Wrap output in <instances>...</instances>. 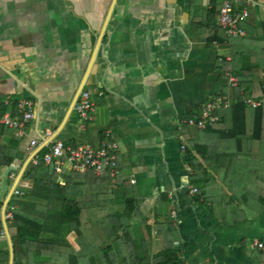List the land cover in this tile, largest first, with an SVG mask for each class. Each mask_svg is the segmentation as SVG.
Returning <instances> with one entry per match:
<instances>
[{"label":"crops","instance_id":"1","mask_svg":"<svg viewBox=\"0 0 264 264\" xmlns=\"http://www.w3.org/2000/svg\"><path fill=\"white\" fill-rule=\"evenodd\" d=\"M246 2L245 36L227 37L219 0H0V115L35 104L24 136L0 127V147L16 155L14 167L0 168V201L25 161H40L53 144L112 140L123 184L108 176L105 205L123 212L134 198L133 235L151 256L166 242L183 264H264V252L252 249L264 244V125L254 139L251 110L242 137L241 110L218 116L210 131L180 125L217 94L238 102L239 81L264 96V0L238 8ZM83 84L95 104L85 126L75 113ZM186 151L205 169L196 177ZM32 186L22 178L16 189L22 196ZM74 198L86 201L83 192Z\"/></svg>","mask_w":264,"mask_h":264},{"label":"trees","instance_id":"2","mask_svg":"<svg viewBox=\"0 0 264 264\" xmlns=\"http://www.w3.org/2000/svg\"><path fill=\"white\" fill-rule=\"evenodd\" d=\"M240 85L236 91L237 104L230 109L218 110L215 114L221 116L227 111L237 113V110H241L242 137L247 134L245 112L251 110L254 116L252 136L262 139L264 105L252 108L245 100H260L264 96L257 95L250 88L253 87L251 85L240 84L239 81ZM191 129L201 131L194 127ZM212 129L209 127L202 131ZM194 149L199 150L198 147ZM46 153H41L37 166L31 163L23 177V181H31L33 186L19 189L23 195L20 199H12L14 205L19 206L14 212V220L8 221L14 242V264H95V259L100 264H183L173 244L162 241V250L151 256L145 244L134 238L131 224L135 211L134 198L125 200L123 212H116L105 205L110 200L108 191L112 188V180L108 175L97 178L91 173L84 177L68 173L63 175L65 182L60 185L59 175L42 162ZM15 157L13 149L1 146L0 168L14 167ZM184 161L195 177L199 170H205L189 151L185 152ZM116 183L123 184L119 178ZM12 185L13 180L9 181L8 190ZM80 192L84 193L86 201L74 198ZM3 203L4 200L0 201L1 207ZM12 206L10 202L9 207ZM3 231L0 220V235ZM45 233L50 236H43ZM70 234L74 235L72 240L68 238ZM8 263L9 249L0 248V264Z\"/></svg>","mask_w":264,"mask_h":264},{"label":"built area","instance_id":"3","mask_svg":"<svg viewBox=\"0 0 264 264\" xmlns=\"http://www.w3.org/2000/svg\"><path fill=\"white\" fill-rule=\"evenodd\" d=\"M242 0H219V10L217 23L227 37L245 36V31L241 29L240 24L248 16V5L246 2L243 8H238L239 2ZM238 86V79L229 76L228 87L235 89ZM101 94V93H98ZM94 91L91 89H83L81 91L78 102L76 104V115L85 126L92 120V115L95 110L93 102ZM245 103L252 108H258L264 105V97L260 100L246 99ZM237 101L227 94H217L207 100L201 106L200 112L197 115L181 120L180 125L194 127L199 130H205L213 127L219 117L215 114L218 110L230 109L236 105ZM17 117L12 115H0V127L15 130L17 136H24L26 127L35 119V104L32 101H22L17 107ZM37 143H31L32 148H35ZM185 146H181V150L185 151ZM42 162L46 166L52 168L58 175L63 174L66 170H70L76 174L92 173L96 177L108 175L111 179H116L120 176L119 171V145L112 140H103L98 146L91 147L87 145H78L75 147L65 145L63 142L55 143L51 150L46 154ZM33 165L37 166L39 160L33 158ZM191 195H197L198 191L195 188L190 189ZM21 193L16 189L13 198H19ZM12 201V200H11ZM9 208V209H8ZM7 208L6 220L12 222L14 220L15 207ZM1 209V206H0ZM6 240L4 231L1 234ZM253 250L264 252V244L255 241L252 245Z\"/></svg>","mask_w":264,"mask_h":264},{"label":"water","instance_id":"4","mask_svg":"<svg viewBox=\"0 0 264 264\" xmlns=\"http://www.w3.org/2000/svg\"><path fill=\"white\" fill-rule=\"evenodd\" d=\"M83 87H84V84H83L81 90L83 89ZM32 158L33 157L28 158L25 161V163H24L22 169L20 170L16 180L14 181V184L12 185V187L10 189V192L8 193L6 199H5L4 203H3V206H2V209H1V212H0V219H1V222H2V226H3V229H4V234H5L6 241H7V244H8V249H9V263L8 264H14L15 252H14V242H13V239H12V236H11V233H10L8 222L6 220V212H7V208L9 206V203L12 200L13 194H14L16 188L18 187L19 182L21 181V179L23 178L25 172L27 171L28 167L30 166Z\"/></svg>","mask_w":264,"mask_h":264},{"label":"rangeland","instance_id":"5","mask_svg":"<svg viewBox=\"0 0 264 264\" xmlns=\"http://www.w3.org/2000/svg\"><path fill=\"white\" fill-rule=\"evenodd\" d=\"M14 199H15V198H13V200H14ZM13 200L11 201V206L14 205V201H13ZM16 205H17V204H16ZM8 209H9V208H8ZM14 210H16V209H14ZM133 230H134V229H133ZM2 233H3V232H2ZM2 233H1V234H2ZM134 233H135V232H134ZM43 236L47 237V236H50V234L45 233V234H43ZM45 237H44V238H45ZM68 238H70V239L72 240V238H74V235H73V234H70ZM95 261H96L95 264H100V263H101V262L98 261L97 259H95Z\"/></svg>","mask_w":264,"mask_h":264}]
</instances>
